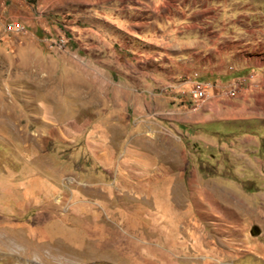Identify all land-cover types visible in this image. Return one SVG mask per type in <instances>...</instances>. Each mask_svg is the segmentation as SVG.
<instances>
[{
    "label": "rangeland",
    "instance_id": "374dc122",
    "mask_svg": "<svg viewBox=\"0 0 264 264\" xmlns=\"http://www.w3.org/2000/svg\"><path fill=\"white\" fill-rule=\"evenodd\" d=\"M164 2L159 0L157 5L165 6L162 12L167 14L185 1ZM131 3L0 0V128L6 127L13 139L0 137V190L19 188L16 198L0 192V264H264V199L238 203L243 194L264 193V179L253 181L249 169L241 172L245 163L239 159L244 136L261 143L260 149L250 150L259 151L255 157L264 158L263 123L217 116L204 125L187 130L180 127L188 135L182 143L166 122L160 129L135 123L109 126L106 117L111 110L106 101L122 79L112 77L115 62H107L106 74L95 75L99 63L88 56L100 52L95 47L101 35L96 26L100 15L110 19L115 12L123 16V9ZM221 6L222 17L230 20H238L243 14L259 20L253 13L264 17V0H224ZM12 23L25 31H11ZM237 33H242L241 29ZM63 37L69 40L67 46L56 47ZM108 48L103 47L102 52ZM118 63L123 69L127 66L124 59ZM144 63L140 66L164 65L154 60ZM96 83L105 85L106 91L95 92ZM237 94L222 93L226 98ZM101 101L106 105L99 109ZM148 117L152 122L164 119L153 114ZM131 131L150 155L146 164L150 170L168 165L176 175L177 170L188 166L185 185L180 182V189L142 190L140 195L137 189L112 186L109 173H105L99 186L87 187L91 205L84 217L71 204L68 210L64 199L45 205L50 200L41 199L46 192H39L40 185L36 204L16 205L17 199L28 201L23 170L30 167L47 176L51 168L70 166L74 152L84 149L86 155L82 152L78 157L81 163L99 166L102 159L108 163L109 157L100 160L93 156L89 145L98 152L97 141L103 146L105 138L113 134L119 143ZM193 133L201 140H192ZM159 144L164 154L156 146ZM103 153L101 149L99 156ZM194 175L210 179L209 183L199 181L191 188ZM56 184L57 194L65 195L62 183ZM191 192L196 196L191 198ZM119 223L123 229H118ZM137 227L148 235L142 236ZM124 231L134 232L135 237L128 238Z\"/></svg>",
    "mask_w": 264,
    "mask_h": 264
},
{
    "label": "crops",
    "instance_id": "0c3cea01",
    "mask_svg": "<svg viewBox=\"0 0 264 264\" xmlns=\"http://www.w3.org/2000/svg\"><path fill=\"white\" fill-rule=\"evenodd\" d=\"M184 1L183 4L172 7V12L167 14L162 12L165 6L157 5L159 0H132V3L123 9V16L115 12L110 19L100 15L96 26L101 35L95 44L100 52L87 56L99 63V72L95 75L106 74L107 62L111 65L115 62L111 68L112 77L122 79L120 84L113 86V94L110 100L106 101L107 108L111 110L110 116L106 117L109 126L114 125L117 128L118 125L122 127L135 123L157 126L160 129L161 123L166 122L174 130L175 136H180L178 142L182 143L188 135L186 132L182 133L180 127L187 130L189 127L204 125L215 120L213 118L217 116L223 120L259 121L264 124V17L261 19L260 14L253 13L255 17L259 15V20L250 19L247 14L240 15L238 20H230L222 17L224 10L221 2L224 0ZM101 8L106 10L105 6ZM203 12L205 16L202 17ZM195 17L200 19L194 20ZM242 17L244 18L241 19ZM238 28L242 33H237ZM106 46L109 50L102 52ZM122 59L126 60L127 64L124 69L118 63V60ZM153 60L163 62L164 65L160 64L156 68L150 64ZM144 61L152 66H140L145 65ZM237 78L244 80L239 93L234 98L224 97L222 93ZM197 82L207 87L208 99L201 107H195L191 95ZM94 86L95 92L106 91L105 85L96 83ZM155 91L159 93L155 94ZM121 97L123 100H120ZM187 97H191V100L187 101ZM104 105L106 104L101 101L99 109ZM122 111H126V115L121 114ZM118 113L121 115L118 116ZM151 114L163 116L164 119L159 118L157 122H152L148 117ZM132 133L131 131L128 138L119 143L113 139V134L109 138L103 136L106 142L103 146L100 141L93 140L99 143L98 146L104 153L99 156L100 150L94 152L92 150L95 147L90 145L88 150L100 160L103 156L106 159L109 157L108 163H104L103 159L99 166L81 163L78 157L82 152L86 155L87 151L84 149L74 152L69 160L70 166H65V169L51 168L47 176L38 175L39 172L30 167L23 170L25 175L22 179L25 180L26 192L24 197L29 202L17 199L16 205L36 204V188L40 185L39 192H46L41 199L50 200L43 204L52 205L55 200L64 199V202L68 203V210L72 205L78 210V214L84 217L90 211L91 205L87 187L99 186L102 174L105 173H109V183L112 186L118 185L117 188L123 190L137 189L140 190V195L144 194L142 190L156 187L180 189V182L185 185L188 166L181 167L176 175H172L174 172L168 165L152 167L150 170L151 167H147L150 155L145 152L144 145L137 142L139 138L135 140ZM10 134L6 127L0 128L1 138L11 141L13 139ZM155 137L159 139L158 136ZM190 138L201 140L194 133ZM122 143H126L125 148L121 147L119 150L118 147ZM240 144L242 149L239 159L245 163L244 167L240 168L241 172L249 169L253 181L264 179V158L255 157L259 151L250 150L251 147L260 149L261 143L255 137L244 136ZM156 146L164 154V150H160L161 144ZM182 147L186 152L185 146ZM179 158L182 159V153ZM209 180L194 175L189 184L193 188L198 186L199 181L209 183ZM59 182L63 185V196L57 194L59 188L56 183ZM16 190L19 188H7L0 192L16 198ZM190 196L193 198L196 194L191 192ZM256 197L262 200L264 193L260 191L254 195L243 194L240 199L238 197V203L246 204ZM121 224L119 223L118 229H123ZM137 230L142 236L148 235L144 228ZM124 232L128 238L135 237L134 232Z\"/></svg>",
    "mask_w": 264,
    "mask_h": 264
},
{
    "label": "built area",
    "instance_id": "2783aa9c",
    "mask_svg": "<svg viewBox=\"0 0 264 264\" xmlns=\"http://www.w3.org/2000/svg\"><path fill=\"white\" fill-rule=\"evenodd\" d=\"M9 28L11 31H14L16 33L23 32L25 31L24 27L19 26L18 23H12L9 25ZM62 46L66 47L67 44L69 43V40L66 37H63L61 40ZM244 80L243 79H234L229 86L226 88L224 92H230L232 93V88H240L243 86ZM207 91V87L200 83L197 82L194 84L193 89L191 91L192 98L194 100V104L196 107V100H200V94L203 92Z\"/></svg>",
    "mask_w": 264,
    "mask_h": 264
},
{
    "label": "bare ground",
    "instance_id": "6f19581e",
    "mask_svg": "<svg viewBox=\"0 0 264 264\" xmlns=\"http://www.w3.org/2000/svg\"><path fill=\"white\" fill-rule=\"evenodd\" d=\"M52 45L54 46L53 43H52ZM55 46L58 47V48H61V49L62 48H65L64 46H62L61 41H59V43H55ZM237 92H238V88H232V93H230V92H223V93L226 96H233L234 94H237ZM206 93L207 92L205 91L202 94H200V100H196V107H201V105H203L204 103H206V101L208 99V95Z\"/></svg>",
    "mask_w": 264,
    "mask_h": 264
}]
</instances>
